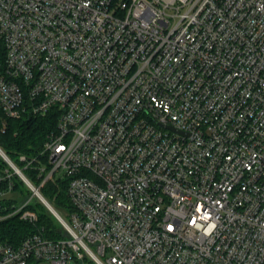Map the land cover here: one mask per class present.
Here are the masks:
<instances>
[{"label":"built area","instance_id":"1","mask_svg":"<svg viewBox=\"0 0 264 264\" xmlns=\"http://www.w3.org/2000/svg\"><path fill=\"white\" fill-rule=\"evenodd\" d=\"M51 110L19 158L68 178V236L0 264H264V0H0L3 130ZM0 156V220L35 224Z\"/></svg>","mask_w":264,"mask_h":264},{"label":"trees","instance_id":"2","mask_svg":"<svg viewBox=\"0 0 264 264\" xmlns=\"http://www.w3.org/2000/svg\"><path fill=\"white\" fill-rule=\"evenodd\" d=\"M3 122L4 116L0 112V146L19 167L23 168L27 177L39 187L42 195L54 208L69 220V215L75 210V207L67 193L68 178L53 177L42 183L45 175L39 177L37 166L39 163L45 162L46 157L40 156L41 162L37 163L35 167L28 168H24L25 164L19 158L21 154L29 157L39 155L47 135L56 129L57 113L51 110L46 116H41L26 111L19 118H7L5 130H3ZM0 158V167L6 166L7 163L1 156ZM23 186L27 189L26 194ZM16 188L21 190L24 197H29L32 194L20 178L19 181H16ZM34 198L29 207L38 213V221L32 224L21 220L18 215L0 220V242L17 243L22 236L32 232H41L44 236L53 239L68 236L67 230L58 218L41 200L37 197L34 200ZM86 259L90 264H97L90 258Z\"/></svg>","mask_w":264,"mask_h":264},{"label":"water","instance_id":"3","mask_svg":"<svg viewBox=\"0 0 264 264\" xmlns=\"http://www.w3.org/2000/svg\"><path fill=\"white\" fill-rule=\"evenodd\" d=\"M170 129H173L172 126H169ZM38 191V197L43 201V203L49 208V210L58 218V220L64 224L65 220L61 216V214L54 208V206L42 195V193Z\"/></svg>","mask_w":264,"mask_h":264},{"label":"rangeland","instance_id":"4","mask_svg":"<svg viewBox=\"0 0 264 264\" xmlns=\"http://www.w3.org/2000/svg\"><path fill=\"white\" fill-rule=\"evenodd\" d=\"M0 160H1V158H0ZM15 180L16 181H19V178L18 177H15ZM23 189H24V191H25V194L27 193V189H26V187L25 186H23L22 187ZM36 199V197L34 198V200ZM87 258H89V257H87ZM32 264H52L50 261H40V262H38V263H32ZM69 264H77L75 261H71ZM84 264H90V262H89V260L88 259H86L85 261H84Z\"/></svg>","mask_w":264,"mask_h":264}]
</instances>
